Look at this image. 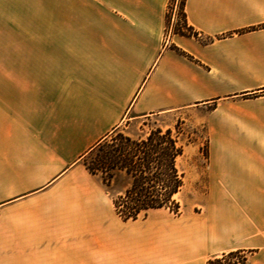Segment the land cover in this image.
I'll use <instances>...</instances> for the list:
<instances>
[{
    "label": "crops",
    "instance_id": "crops-1",
    "mask_svg": "<svg viewBox=\"0 0 264 264\" xmlns=\"http://www.w3.org/2000/svg\"><path fill=\"white\" fill-rule=\"evenodd\" d=\"M0 0V264H264V0ZM198 106L207 192L126 223L82 158L128 115Z\"/></svg>",
    "mask_w": 264,
    "mask_h": 264
},
{
    "label": "trees",
    "instance_id": "trees-1",
    "mask_svg": "<svg viewBox=\"0 0 264 264\" xmlns=\"http://www.w3.org/2000/svg\"><path fill=\"white\" fill-rule=\"evenodd\" d=\"M181 11L186 25L184 0ZM114 132L97 143L82 162L90 174L101 178L104 187L111 186L115 172L127 177L123 192L111 198L115 213L124 222L146 217L152 210L169 209L177 213L180 205L174 196L183 186L178 160L184 150L178 135L161 128L137 139L122 134L113 136ZM221 262L231 261L223 258L214 263Z\"/></svg>",
    "mask_w": 264,
    "mask_h": 264
},
{
    "label": "rangeland",
    "instance_id": "rangeland-1",
    "mask_svg": "<svg viewBox=\"0 0 264 264\" xmlns=\"http://www.w3.org/2000/svg\"><path fill=\"white\" fill-rule=\"evenodd\" d=\"M183 0H170L167 12V33L165 41H168V35L173 33L193 34L182 18ZM0 46H4V41H0ZM198 106H192L187 109L172 111L166 114L153 115L149 118H135L134 115H128L121 126L115 130L113 136L122 134L133 139L145 137L150 130L155 128L171 129L178 135L183 145V156L178 160V168L183 174V186L174 198L179 203L180 208L177 213L169 209H159L150 211L146 217L126 223H136L142 225L160 224L164 220H170L174 224H179L183 216L195 215L203 206L206 192V166L208 158V135L207 129L203 123L198 122ZM83 163V162H82ZM128 184L127 177L123 173L115 172L110 187H103L108 193L110 199L122 193ZM227 259L230 261L243 260V255L233 252L230 255L223 256L210 262L211 264Z\"/></svg>",
    "mask_w": 264,
    "mask_h": 264
}]
</instances>
